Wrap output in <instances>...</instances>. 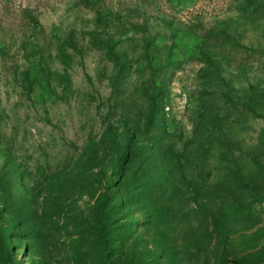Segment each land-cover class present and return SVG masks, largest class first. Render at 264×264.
<instances>
[{
    "label": "rangeland",
    "instance_id": "obj_1",
    "mask_svg": "<svg viewBox=\"0 0 264 264\" xmlns=\"http://www.w3.org/2000/svg\"><path fill=\"white\" fill-rule=\"evenodd\" d=\"M0 264H264V0H0Z\"/></svg>",
    "mask_w": 264,
    "mask_h": 264
},
{
    "label": "trees",
    "instance_id": "obj_2",
    "mask_svg": "<svg viewBox=\"0 0 264 264\" xmlns=\"http://www.w3.org/2000/svg\"><path fill=\"white\" fill-rule=\"evenodd\" d=\"M110 145H111V148L114 149L115 141H114L113 137H110Z\"/></svg>",
    "mask_w": 264,
    "mask_h": 264
}]
</instances>
